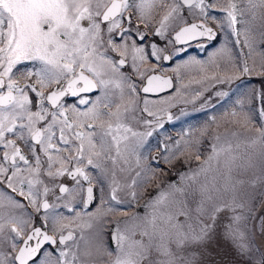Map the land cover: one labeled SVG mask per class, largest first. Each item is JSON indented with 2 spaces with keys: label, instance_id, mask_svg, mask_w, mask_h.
Returning a JSON list of instances; mask_svg holds the SVG:
<instances>
[{
  "label": "snow or ice",
  "instance_id": "6c2138e0",
  "mask_svg": "<svg viewBox=\"0 0 264 264\" xmlns=\"http://www.w3.org/2000/svg\"><path fill=\"white\" fill-rule=\"evenodd\" d=\"M193 43L207 60L165 74ZM190 66L201 84L264 77V0H0V264H214L221 240L229 264H264V107L257 123L238 98L142 151ZM182 157L198 164L166 182L157 162Z\"/></svg>",
  "mask_w": 264,
  "mask_h": 264
},
{
  "label": "rangeland",
  "instance_id": "374dc122",
  "mask_svg": "<svg viewBox=\"0 0 264 264\" xmlns=\"http://www.w3.org/2000/svg\"><path fill=\"white\" fill-rule=\"evenodd\" d=\"M224 40L225 37L222 35L219 41L208 48V52L214 51L216 48L220 47ZM208 52H205L200 58L198 55L191 54L186 55L181 59L175 57L176 62H173L170 66H164V71L173 75L172 69L176 64H183L185 61L192 59L207 60ZM182 72L184 76L183 83L187 86L183 90V96L174 99L170 107L168 105H158L168 107V113L173 119L169 120L168 117H165V114H161L160 118L163 127H157L153 132V135L147 139V143L142 149L145 156L151 157L154 152L159 156L165 144L171 146L175 140L179 139L186 132L191 131L194 135L198 134L199 129L208 124L213 116L220 119L226 111L230 112L235 106V101L238 98L245 100V111H250L256 119V122H260L258 118V110L261 108V94L264 92L260 83L263 84L264 88V77L257 75L243 76L239 79L233 80L231 83L213 85L211 82H204L202 84L195 82L200 79V74L195 66L184 68L182 69ZM245 77H252V79L245 81ZM177 86L179 85L177 84ZM197 90H202V95L199 97L196 96ZM216 91L227 92L228 96L217 97L215 95ZM173 95L174 91L166 95L164 94L148 98L153 101H159L162 99L166 100ZM210 143L211 141L207 138L201 143V159L208 154ZM157 163L165 172V181L174 182L178 179V172L187 171L189 167H195L198 164V161L193 159L190 164H186L182 157L175 163V167L164 164L162 159ZM160 164L162 166H160ZM180 165H182V167H180ZM170 173L172 174L171 178ZM143 203L144 201H141L140 204L137 205V208L141 213L143 212ZM255 239L257 244L264 242V238H261L259 235V229H257ZM213 245H216L217 248L219 247L220 249L229 247V245L223 240H221L219 244L213 243ZM228 249H230V247Z\"/></svg>",
  "mask_w": 264,
  "mask_h": 264
},
{
  "label": "flooded vegetation",
  "instance_id": "af4514ba",
  "mask_svg": "<svg viewBox=\"0 0 264 264\" xmlns=\"http://www.w3.org/2000/svg\"><path fill=\"white\" fill-rule=\"evenodd\" d=\"M153 39V37H152V35L149 33V35H148V40L147 41H145V43H148L149 41H151ZM186 47V52H184V53H181L179 56H177L176 58H179V59H181V58H183L184 56H186V55H198L199 56V58L201 57V56H203V54H205V51L204 50H202L200 47H198L195 43H193L191 46H185ZM174 62H176L175 60H174ZM151 63V61L149 62V64ZM173 63V62H172ZM172 63H169V62H165V64H164V66H170ZM149 64H145L144 65V67H148L149 66ZM163 71H164V69H163ZM165 72V74H167V75H169V76H172V74L171 73H168V72H166V71H164ZM250 79H252V77H249V78H244V80L245 81H247V80H250ZM175 82V81H174ZM261 85V87L263 88V84L261 83L260 84ZM172 91H174V90H170V91H168V92H165V93H163V94H160V95H166V94H169V93H171ZM148 97H155L154 95H152V96H148ZM182 164V163H181ZM160 166H162L161 164H160ZM164 167H165V165H164ZM180 167H182V165H180ZM171 176H172V174L170 173V178H171ZM209 261H211V262H214V261H212V260H210L209 259ZM217 262H214V264H216Z\"/></svg>",
  "mask_w": 264,
  "mask_h": 264
},
{
  "label": "trees",
  "instance_id": "16d2710c",
  "mask_svg": "<svg viewBox=\"0 0 264 264\" xmlns=\"http://www.w3.org/2000/svg\"><path fill=\"white\" fill-rule=\"evenodd\" d=\"M262 107H264V101L261 100V108ZM213 247L216 249V251L207 252L206 256L208 260L210 259L214 262H217L216 264H229V262L234 261L236 259L233 251L231 249H228L229 247L221 249L219 247L217 248L216 245H213Z\"/></svg>",
  "mask_w": 264,
  "mask_h": 264
},
{
  "label": "water",
  "instance_id": "95a60500",
  "mask_svg": "<svg viewBox=\"0 0 264 264\" xmlns=\"http://www.w3.org/2000/svg\"><path fill=\"white\" fill-rule=\"evenodd\" d=\"M168 91L169 90H166V91H163V92H160V93H157V94H148V96H152V95L157 96V95L163 94V93L168 92ZM168 114H165V117L166 118L168 117ZM152 156H157V154L156 153H153Z\"/></svg>",
  "mask_w": 264,
  "mask_h": 264
}]
</instances>
